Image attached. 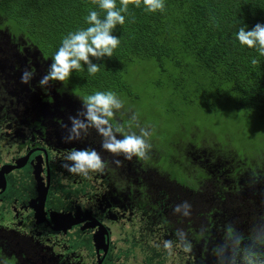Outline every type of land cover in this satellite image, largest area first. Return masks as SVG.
Here are the masks:
<instances>
[{
    "label": "trees",
    "instance_id": "obj_1",
    "mask_svg": "<svg viewBox=\"0 0 264 264\" xmlns=\"http://www.w3.org/2000/svg\"><path fill=\"white\" fill-rule=\"evenodd\" d=\"M164 4L162 12H147L142 2L139 8L130 3L125 24L113 33L120 44L112 57L93 58L100 71L89 75L81 62L83 71L73 70L62 82L85 97L116 93L123 107L111 123L127 125L117 138L139 135L140 128L152 133L146 159H135L137 165L122 170L115 169L116 163L107 167L111 194L123 191L131 198L128 205L112 206L115 218L130 208L157 210L159 199L149 189L154 173L162 172L171 181L170 201L189 197L188 223L196 215L204 224L188 226L184 239L174 237L183 248L192 245L190 251L184 248L189 262L244 264L243 241L264 239V134L249 132L250 124L264 126V56L241 45L235 34L240 26L250 30L264 24V0ZM116 5L121 7L120 0ZM93 10L101 18L106 15L92 0H0V29L22 34L53 61L64 37L89 27L86 17ZM142 97L152 99L150 105L160 104L152 115L133 120ZM197 109L207 114L209 125L199 124ZM227 122L233 130L225 128ZM215 161L218 169L211 168ZM116 171L137 179L116 180Z\"/></svg>",
    "mask_w": 264,
    "mask_h": 264
},
{
    "label": "rangeland",
    "instance_id": "obj_2",
    "mask_svg": "<svg viewBox=\"0 0 264 264\" xmlns=\"http://www.w3.org/2000/svg\"><path fill=\"white\" fill-rule=\"evenodd\" d=\"M3 25L0 21V27ZM52 63V60L43 56L41 51L22 34L17 36L7 27L0 29V102L8 106L9 109L6 111H10L13 116H16L13 121L20 122L22 118L24 122H27L29 128H34L47 151L61 152L64 155L67 153L68 155L74 150L95 149L100 153L103 160H109L108 157L119 158L120 164H116L115 169L121 168L122 170L130 163L137 165L138 162L135 159L139 158L135 156L131 160H127L123 154L113 156L115 154L104 150L101 147L103 137L95 128H89L87 133L81 132L78 139L71 141L66 139L72 127L69 117L77 116L79 112L83 111L85 96L75 94L62 81L58 80H52L49 81L48 85L40 86L39 81L48 73ZM26 69L34 75L29 83H22L21 75ZM152 102L153 100L149 97H142L141 106H138L134 116L152 115L154 108L160 104L158 102L156 105H150ZM4 110L5 108L0 105V112ZM194 114L197 116L200 125H209L206 113L197 109ZM122 123L114 121L116 126L125 125L124 131L127 125ZM129 124H132V120ZM32 128L28 131L33 132L34 129ZM225 128L233 130L234 125L227 122ZM249 132L264 134V126L257 127L250 124ZM119 135L120 133H117V136ZM66 157L65 155V159ZM139 160L143 161L144 159ZM109 163L108 161L107 165ZM218 163L219 161L213 162L211 168L218 169ZM178 169L181 168L178 167ZM223 171L225 172V170ZM105 174V169L102 172H90L88 176L73 173L61 183L59 176L58 184L53 190L55 198L54 201L52 200V204L55 206L63 205L65 204L64 195L67 193L78 194L81 191H86L89 195L100 199L106 209H111L114 204H130V195L123 191L116 194L119 199L116 200V197L110 192L111 187ZM162 175V172L154 173V179L149 189L151 196L159 199L158 202L155 201L159 204L157 210L152 207L145 210L130 208L124 214H119L116 219H113L115 216L111 210L109 211L112 218L108 222V228L113 239L112 257L117 260L120 259L117 264H193L187 259L181 243L177 242L174 237L178 231L184 232L188 226L200 228V226L204 227V224L195 215V222L190 225L187 216H184L182 212L176 213L174 211L177 205L185 201L188 202L189 197L177 195L176 203H172L169 196L171 181L163 178ZM120 176L125 177V175L116 173V180ZM60 187L64 191H61ZM150 204L155 203L150 202ZM0 236L5 238L7 247L6 250H3L6 257L0 256V264H6V260L7 264H13L14 255L19 256L18 264H27L29 261L34 264H54L53 256L57 253L61 255L60 264H65L62 255L64 247L54 245L53 241L56 242V240L47 241L44 237L32 239L28 236L27 240L36 242V246H33L25 238L17 242L15 237L10 236V233ZM165 241H172L170 250L164 247ZM240 246L248 253L252 251L264 254V239L259 242L251 239L244 240ZM21 252L28 254L22 258L18 254ZM260 259H264V255H261Z\"/></svg>",
    "mask_w": 264,
    "mask_h": 264
},
{
    "label": "flooded vegetation",
    "instance_id": "obj_3",
    "mask_svg": "<svg viewBox=\"0 0 264 264\" xmlns=\"http://www.w3.org/2000/svg\"><path fill=\"white\" fill-rule=\"evenodd\" d=\"M0 105L5 108L3 112H0V169L6 164L12 168L7 175L5 190L0 187V235L10 233L17 242L22 238L27 240L28 236L32 239L44 237L47 241L56 240V242L53 241L54 245L64 247L62 255L65 264H117L120 259L112 257L113 239L108 228V222L112 220L109 214L112 208L106 209L100 199L89 195L86 191L78 194L67 193L63 196L65 204L59 206L52 204L55 198L53 190L58 184V177L60 176L61 183L73 174L64 167L65 164H72V162L65 159L67 153L64 155L61 152L47 151L34 128H29L22 118L20 122H14L13 118L16 116L6 111L9 109L8 106L1 102ZM37 122L39 123V120ZM31 128L34 129L33 132L28 131ZM41 138L43 139L42 135ZM108 159L104 160L106 164L110 162L105 168L107 180H109L107 167L119 158L108 157ZM35 170H41V173L35 175ZM116 173L127 176L116 171L113 175L115 179ZM128 176L137 179L134 174ZM40 181L50 185L44 210H41L42 201L37 191ZM60 189L64 191L63 188L60 187ZM53 210L62 212L70 223H73L72 227L67 231L56 229L54 223H51ZM100 223L109 231L106 237H109L110 245L106 255L104 243L100 242L103 248L98 251L95 242V236L100 231ZM27 241L36 246V242ZM6 249L5 238L0 236V256L6 257L3 254V250ZM18 254L24 258L28 253ZM14 257L13 264H18L19 256L14 255ZM60 261V253L54 254V264H60ZM27 264L34 263L29 261Z\"/></svg>",
    "mask_w": 264,
    "mask_h": 264
},
{
    "label": "clouds",
    "instance_id": "obj_4",
    "mask_svg": "<svg viewBox=\"0 0 264 264\" xmlns=\"http://www.w3.org/2000/svg\"><path fill=\"white\" fill-rule=\"evenodd\" d=\"M92 2L98 4L106 15L101 18L99 12L90 11L86 17L89 27L71 32L63 38L48 73L39 81L40 86H46L52 80L64 81L70 77L73 70L83 71L81 62L87 65L89 75L99 72L101 66L93 63V58L102 60L104 57H112L113 51L120 44V38L113 33L117 25L125 24L124 14L128 12L130 3L139 8L142 2L147 12H162L165 8L164 0H120V8H117L116 0H92ZM235 38L241 45L257 48L259 54L264 56V24L257 23L250 30L247 25L240 26ZM252 64H258V60L253 59ZM33 75L26 69L21 75V82L29 83ZM122 107L123 101L112 91H97L85 97L83 111L77 116L69 117L72 127L66 139L69 141L78 139L81 132L87 133L89 128H95L103 137L101 147L104 150L115 155L123 154L127 160H131L134 156L146 159L152 148L149 142L152 133L147 128H140L139 135L132 132L123 134V138H117V133H123V128L114 126L111 120L116 111ZM135 119L136 117L133 116V120ZM66 160L72 162L64 165L69 172L84 176H88L90 172H102L107 166L95 149L74 150L67 155ZM115 163L119 165L120 161L117 160ZM174 211L189 216L191 205L185 201L177 205ZM177 235L181 239L186 237L183 231H178ZM164 247L170 250L172 241H165ZM191 247L190 243L184 244L186 251H190ZM261 255L264 254L246 252L244 264H264V260L259 258Z\"/></svg>",
    "mask_w": 264,
    "mask_h": 264
},
{
    "label": "water",
    "instance_id": "obj_5",
    "mask_svg": "<svg viewBox=\"0 0 264 264\" xmlns=\"http://www.w3.org/2000/svg\"><path fill=\"white\" fill-rule=\"evenodd\" d=\"M16 168V167H14ZM12 171V168H10L9 164L4 165L0 169V187H2V190H5L6 188V179L7 175ZM41 170H35L34 174H40ZM49 184H45L44 182L40 181L39 185L37 187V191L39 194V198H41V210H44L45 201L47 198V194L49 191ZM51 223L55 225L56 229H64V231H67L69 228L72 227L73 223H70L69 219L60 211L53 210L51 212ZM40 221V219L38 220ZM61 224V225H58ZM66 224V225H64ZM102 229V230H101ZM106 235H109V231L103 224L100 223V231L99 234H96L95 236V242L97 244V250L99 251L100 248H103L100 242L104 243V254L106 255L109 250L110 245V239L107 238Z\"/></svg>",
    "mask_w": 264,
    "mask_h": 264
}]
</instances>
